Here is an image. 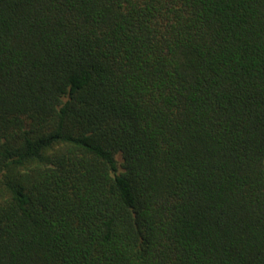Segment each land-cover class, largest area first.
Segmentation results:
<instances>
[{
    "label": "trees",
    "instance_id": "trees-1",
    "mask_svg": "<svg viewBox=\"0 0 264 264\" xmlns=\"http://www.w3.org/2000/svg\"><path fill=\"white\" fill-rule=\"evenodd\" d=\"M0 264H264V0H0Z\"/></svg>",
    "mask_w": 264,
    "mask_h": 264
}]
</instances>
